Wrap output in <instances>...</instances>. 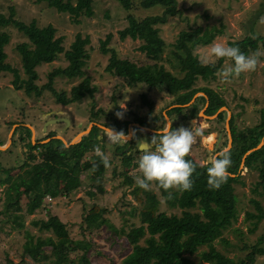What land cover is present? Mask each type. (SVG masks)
I'll return each mask as SVG.
<instances>
[{"label":"rangeland","instance_id":"374dc122","mask_svg":"<svg viewBox=\"0 0 264 264\" xmlns=\"http://www.w3.org/2000/svg\"><path fill=\"white\" fill-rule=\"evenodd\" d=\"M9 6L13 8L16 18L25 21L34 18L39 25L50 22L55 27V35L62 36L61 44L64 48L68 47L77 31L81 37L87 34L88 41L84 43L87 56L81 66L82 76H89L94 90L91 96L86 95L72 103L62 104L57 102L46 88L39 95H25L22 90L12 87L10 72L0 71V141L2 140L3 143L6 141L9 131L11 130L12 134L17 122H23L28 128L30 125L29 137L34 141L48 130H53L54 135H60L68 141L77 132L86 128L89 123L96 124L98 129L99 125L112 128L113 119H127L128 123L133 124L130 127L131 135H129L128 142L124 144L109 143L104 128L97 131L99 140L97 145H105V150L102 148L101 150L109 156L110 167H104L99 160L92 157V154H95V148L85 151L79 166L80 184L73 194L46 193L42 197L40 206L31 212L25 211L26 196L22 194L19 199L20 209L17 210V213L21 215L20 227H16L2 212L5 183L0 184V264H55V259L56 264H116L131 248L123 230L139 222L136 212L140 202L133 198L130 189L135 184L134 177L142 175L138 167L139 157L146 151L154 149V145L150 143L153 135L169 124H172L173 129L181 126L188 129L201 128L203 135L210 132L212 135L210 137L203 135L197 137L190 153L200 162L208 160L214 149L224 145L226 129L223 124L226 113V125L229 126L228 118L232 113L235 125L244 126L257 122L260 110H264V56L260 57V64L255 71L242 73L239 77H232L226 82L218 75L208 81H195V85L206 83L224 101L222 105L224 108L220 109L225 111L222 121H216L213 114L204 113V105L200 106L198 113L192 117L174 113L167 114L166 109L175 104L172 103L173 94L143 82L127 85L122 77L104 69L109 53L102 52L99 47V40L110 32L111 36L106 46L114 48L118 57H126L136 64L151 62L152 60L137 48L139 39L129 36L120 38L117 30L127 23L125 17L127 11L139 19L147 14L160 13L161 5L143 7L138 0H133L131 8L125 11L116 0H93L92 15H79L77 22H73L67 12L57 11L43 1L0 0V12L3 14H7ZM175 8L179 11L178 13L168 15L163 22L156 24L159 28V36L164 41L162 51L156 61L162 63L174 75H180L181 72L177 70L175 58L168 56V52L173 49L172 43L178 31L195 25H215L222 28V33L215 34L209 43L196 44L193 47L192 52L196 53L200 60L214 42L228 44V41L240 39L245 35L259 36L256 51L264 52V22H261V18H264V0H175ZM0 28L5 29L9 34L7 42L3 45L6 53L4 60L15 67L20 76H23L16 44L26 38L11 25ZM252 53L249 51L247 55ZM165 56L169 58L167 57L166 60ZM65 63L66 61L59 53L53 60L36 65L35 83L40 85L46 82V73L52 67L63 66ZM230 63L232 62L223 59L220 70ZM81 77L56 75L52 78L51 86L57 91L64 90L67 94L70 86L77 83ZM200 92H195L194 96L201 94ZM142 93L145 94L147 100L151 101L150 109L142 101ZM194 96L184 105H188ZM90 107L92 110L98 107L101 109L93 120H90ZM117 112L122 114V118L117 117ZM55 116L67 117L68 124L65 125L61 120L47 123L43 129L44 121ZM135 116L150 123L149 126L143 125L147 127L145 128L136 125L137 122L133 120ZM11 120L16 122L8 125ZM16 135L13 145L7 141L2 146L3 148H0V176L4 175L2 167H9L11 175L23 169L18 166L22 158V153H18L22 143L16 141ZM140 141L148 143L147 146L140 149ZM203 143L206 145H200ZM7 149L9 150L6 151ZM122 152L129 156L122 157ZM87 161L92 162L90 167H85ZM239 173L243 182L233 183L236 216L222 230L221 236L225 241L218 238L214 240L217 249L233 258L242 257L249 250V245L254 244L259 235L264 232V217L257 220L253 227L255 219L246 217L245 214L247 210L257 212L254 204L249 200L250 197L257 199L264 211V193L251 190L257 179V171L241 166ZM125 174L130 176L131 182L123 180ZM61 175L65 178L67 173L62 171ZM151 188L158 198L159 210L167 213L178 212V208L168 207L165 204L154 184ZM257 189L260 190V186ZM92 203L105 208L102 212V222L99 226L89 225L85 228L82 217ZM132 208H134V214L130 213ZM49 214L57 215L64 223L68 236L73 239L84 238L89 242L85 252L88 263L80 258V250L69 251L65 261L59 262L58 255L51 250L49 245L42 246L43 252L48 255L45 259L34 260L22 254V245L28 235L32 238L52 236L49 230H40L39 223H32L33 220L45 219ZM249 228L252 229L249 230ZM139 240L142 242V237ZM259 245L264 248V237ZM191 257L198 259L197 253H193ZM254 257L250 264H264V253L256 254Z\"/></svg>","mask_w":264,"mask_h":264},{"label":"trees","instance_id":"16d2710c","mask_svg":"<svg viewBox=\"0 0 264 264\" xmlns=\"http://www.w3.org/2000/svg\"><path fill=\"white\" fill-rule=\"evenodd\" d=\"M34 1H43L47 6H51L57 11L67 12L73 22L78 21L79 15L90 16L93 13V0ZM116 1L125 11L131 8L133 2V0ZM138 3L143 7L161 5L162 9L160 13L147 14L139 19L127 11L125 14L127 23L118 29L117 33L120 38L129 36L139 39L137 48L152 61L136 64L126 57H118L114 48L106 46L111 36V33L108 32L99 40L101 51L109 53L104 69L122 77L127 85L143 82L173 94L172 103L175 104L166 109L167 114L174 113L192 117L203 105H205L204 113L213 114L219 106L224 104V101L206 83L195 85V81L203 82L214 79L221 69L220 65L223 63V59L217 60L215 66L211 64L202 66L200 59L196 53L192 52V49L196 44L209 43L215 34L222 33V28L215 25H195L187 29H180L172 43L173 49L168 52V56L175 58L177 70L181 72L180 75H174L162 63L156 61L164 44L156 24L163 22L168 15L179 12L175 8V0H138ZM6 25L13 26L26 38L16 44L21 70L24 74L20 76L18 70L4 60L6 53L3 50V45L7 42L9 34L5 29L0 28V71L11 73L10 82L14 89H20L28 96L39 95L46 88L53 94L54 99L62 104H69L86 95H92L94 86L90 84L88 75L82 76L81 67L87 56L84 47V43L88 41L87 34L81 37L77 31L68 47L64 48L61 44L62 36L55 35V27L50 22L39 25L34 18H29L27 21L16 18L13 8L10 6L7 14L0 12V27ZM258 38L259 36L245 35L240 39L228 41V44L239 46L241 51L247 55L249 51H256ZM59 53L66 61L65 65L52 67L46 73V82L37 85L34 81L37 78L35 66L41 62L53 60ZM168 56H165L166 60L169 58ZM56 75L82 77L77 83L70 86L66 94L64 90L57 91L51 86L52 78ZM197 91L202 93L194 96L188 105H184ZM141 97L150 109L151 101L146 99L144 93ZM99 112H101L99 107L96 110H92L90 107V120L96 118ZM224 114V110L218 111L214 116L215 120L222 121ZM233 119L234 114L231 113L228 118L231 144L227 150L233 162L232 167L229 168L232 175L227 183L218 190L210 189L207 184V167L210 166L207 164L208 160L200 162L194 159L191 154L186 159L197 163L198 166L192 176L194 183L190 191L180 192L171 189L169 192L153 183L165 204L168 207L178 208L177 213L159 210L158 198L152 188L150 191H145L136 183L132 186L130 192L133 198L140 202L136 212L139 222L126 230L122 229L131 248L116 264H250L256 254L264 253V248L259 245L264 237V232L259 235L254 244L249 245V250L242 257L233 258L214 245L216 238L225 241L221 236L222 230L236 216L233 183L243 182L239 173L241 160L244 167L257 171V179L251 190L264 193V143L242 157L247 149L259 142L264 133V110H260L258 121L252 125L237 126ZM133 120L139 125L149 126L150 124L139 116H135ZM14 122L16 121L11 120L8 125ZM112 122V128L117 132L125 133L127 131L129 122L127 119H113ZM97 130L98 126L92 124L89 130L80 136L79 140L68 145H65L60 138L53 137L55 134L53 130H48L43 136L35 138V141L31 142L29 128L23 122H17V125L13 127L10 142L12 145L15 143V134H17L16 141L22 143L18 151V153H22L18 166L23 169L19 173L11 175L9 167H2L4 175L0 176V184L5 183L2 212L11 219L16 227L21 226V215L17 213V210L20 209L19 199L22 194L26 196L25 211L31 212L40 206L42 197L46 193L67 195L76 191L80 184L78 177L80 160H82L85 151L94 149L97 145L99 141ZM46 137L49 138L41 141ZM2 143L1 140L0 144ZM99 146L105 150L104 144ZM122 155V157L129 156L124 152ZM92 157L100 161L96 154H92ZM199 164H205V166L200 167ZM91 165V161L85 162V167ZM62 171L67 173L65 178L61 175ZM123 180L131 182L130 176L127 174L124 175ZM258 186H260V190L257 189ZM249 200L254 204L257 212L247 210L245 214L246 217L255 219L254 227L257 220L264 217V211L257 199L250 197ZM133 209L130 210L131 214H134ZM104 210V207L92 203L82 217L85 228L89 225L99 226ZM32 223H39L38 228L49 230L52 236L32 238L31 235H28L22 245V254L28 255L34 260L45 259L48 255L43 252L42 246L49 245L51 250L58 255L59 262L65 261L69 251L80 250V258L88 263L85 252L89 242L84 238L73 239L68 236L64 223L59 220L57 215L49 214L45 219L33 220ZM251 229L249 228V230ZM140 237H142V242L139 240ZM193 253H197V260L191 257ZM54 262L56 264L57 260L55 259Z\"/></svg>","mask_w":264,"mask_h":264},{"label":"clouds","instance_id":"9594fccd","mask_svg":"<svg viewBox=\"0 0 264 264\" xmlns=\"http://www.w3.org/2000/svg\"><path fill=\"white\" fill-rule=\"evenodd\" d=\"M261 22H264V18H261ZM261 56H264V52L260 50L246 55L239 46L214 42L200 62L202 66L210 64L215 66V62L220 59L231 61L232 63L217 73L226 82L232 77H239L242 73L255 71L260 64ZM116 115L118 118H122L120 112H117ZM104 132L111 144L128 142V137L123 131L116 132L114 129L106 127ZM202 135L201 128L188 129L181 126L173 129L172 124L156 132L150 141L155 146L154 149L146 151L138 159V167L142 175L134 177L136 185L145 191H150L153 183L169 192L171 189L180 192L190 191L194 183L192 176L198 165L186 157L190 155L197 137ZM94 150L104 167H110V158L101 150V147L97 145ZM207 164L210 165L207 167V184L210 189L218 190L227 183L232 175L229 172V168L233 164L229 151L224 149L215 152L209 156ZM199 166L204 167L205 164H199Z\"/></svg>","mask_w":264,"mask_h":264},{"label":"water","instance_id":"95a60500","mask_svg":"<svg viewBox=\"0 0 264 264\" xmlns=\"http://www.w3.org/2000/svg\"><path fill=\"white\" fill-rule=\"evenodd\" d=\"M200 93H202V92H200ZM194 96V95H193ZM185 104V103H184ZM205 106V105H204ZM224 108V106H219V108L213 113V116H215V114L218 112V111H220V109L221 108ZM199 113H200V111H199ZM63 121L64 123H65V125H67L68 124V121H69V119L67 118V117H65V116H55V117H50V118H47L45 121H44V123H43V125H42V128L44 129L45 128V126H46V124L47 123H54V122H58V121ZM167 121V120H166ZM134 123H136V122H134ZM133 123H128L127 124V131L125 132V135H127V134H129V135H131L130 133V127H131V125H132ZM90 123L86 126V128H84L83 130H81V131H79V132H77L70 140H68V141H65L64 139H63V137L62 136H60V135H53V137H58V138H60L62 141H63V143L65 144V145H68V144H70V143H74V142H76L77 140H79V138H80V136L83 134V133H85V132H87L88 130H89V128H90ZM136 125H138V126H140V127H145V128H147L146 126H143V125H139L138 123H136ZM29 126V128L31 129V127H30V125H28ZM13 127V126H12ZM89 127V128H88ZM99 127L100 128H106V126H103V125H99ZM100 128L97 130V131H99L100 130ZM107 128H109V127H107ZM12 129V128H11ZM112 129V128H111ZM115 130V129H114ZM116 131V130H115ZM31 132H32V130H31ZM117 132V131H116ZM11 134V130L9 131V133H8V135H7V139H6V141L3 143V144H0V148H3L2 146L8 141V142H10V135ZM49 137H46V138H43V139H41V141H45V140H47ZM30 140H31V142H34V140L33 139H31L30 138ZM264 143V133L262 134V136H261V138H260V140H259V142L255 145V146H253V147H251V148H249V149H247L244 153H243V155H242V157L246 154V153H248L249 151H251L252 149H254V148H257V147H259L260 145H262ZM147 144L148 143H146L145 141H141L140 142V145H139V148L141 149V148H144V147H146L147 146ZM229 146L230 145H226V147L225 148H222V149H220V150H218V151H221V150H224V149H228L229 148ZM218 151H216V152H218Z\"/></svg>","mask_w":264,"mask_h":264},{"label":"crops","instance_id":"0c3cea01","mask_svg":"<svg viewBox=\"0 0 264 264\" xmlns=\"http://www.w3.org/2000/svg\"><path fill=\"white\" fill-rule=\"evenodd\" d=\"M203 108H204V106H203ZM197 113H198V111H197ZM226 119H227V113H226L225 121H224V124H223V125H224V128L226 129V131H225L226 139H225L224 145L222 146L223 148H225L226 145L228 146V145L231 144V133H230L229 126L226 125ZM207 133H210V132H207ZM207 133H206V134H207ZM213 135H215V133H213ZM140 142H141V141H140ZM210 144H211V143H210ZM210 144H209V145H210ZM200 145H206V144L203 143V144H200ZM222 147H218L217 149H215V151H213L212 154H214L216 151L222 149ZM229 147H230V146H229ZM241 166H243V165H242V160H241V162H240V164H239V167H241Z\"/></svg>","mask_w":264,"mask_h":264},{"label":"flooded vegetation","instance_id":"af4514ba","mask_svg":"<svg viewBox=\"0 0 264 264\" xmlns=\"http://www.w3.org/2000/svg\"><path fill=\"white\" fill-rule=\"evenodd\" d=\"M211 133H207V134H205V135H203V136H207V137H210V136H212V135H210ZM206 138V137H205ZM129 139V138H128ZM205 140V139H204Z\"/></svg>","mask_w":264,"mask_h":264},{"label":"bare ground","instance_id":"6f19581e","mask_svg":"<svg viewBox=\"0 0 264 264\" xmlns=\"http://www.w3.org/2000/svg\"><path fill=\"white\" fill-rule=\"evenodd\" d=\"M126 137H128V138H129V134H127V135H126Z\"/></svg>","mask_w":264,"mask_h":264}]
</instances>
